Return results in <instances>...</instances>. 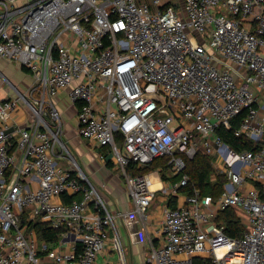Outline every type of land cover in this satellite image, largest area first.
<instances>
[{"label":"built area","instance_id":"1","mask_svg":"<svg viewBox=\"0 0 264 264\" xmlns=\"http://www.w3.org/2000/svg\"><path fill=\"white\" fill-rule=\"evenodd\" d=\"M178 3L0 0V58L33 81L29 99L17 90L0 98V264H96L110 231L123 248L125 214L110 210L60 141L55 101L65 92L79 137L122 170L129 215L144 222L157 192L177 197L189 185L188 161L201 152L220 162V198L195 190L185 206L164 208L146 264H264V0ZM242 113L235 136L253 150L238 152L217 132ZM160 159L181 176L168 188L158 171L129 170ZM229 209L241 237L217 221ZM36 222L60 231L55 247L38 242Z\"/></svg>","mask_w":264,"mask_h":264},{"label":"crops","instance_id":"2","mask_svg":"<svg viewBox=\"0 0 264 264\" xmlns=\"http://www.w3.org/2000/svg\"><path fill=\"white\" fill-rule=\"evenodd\" d=\"M173 1L179 4V0ZM27 73V71H24L21 67L14 65V63H9L0 58V82L1 80H4L3 86L0 87V98H15V90L18 92H20V90H24L21 85L23 82L21 78H23V80L27 78L32 79L31 76L26 75ZM5 80L10 82L8 84L10 86L9 88L5 86V83H7ZM3 87L6 89H3ZM68 100L67 93L65 92L55 101L62 114L64 128L63 135L65 134L66 139H70L72 136L75 137L76 142L74 145L77 146V155H79L82 160L81 165L84 170L83 172L93 185L100 187L104 193V198L108 203V207H110L114 213L118 212L125 214V218L118 219L116 224L117 233L122 242L123 248H121L118 244V241L115 238V233L110 231L104 250L99 254L96 264H146V257L152 248V243L155 246L160 245L157 229L163 220L164 208H177L185 206L187 203L186 195L179 192L177 197H172L162 192H157L151 207L148 210L149 218L147 222H144L136 215H129L130 212L133 211L134 206L129 198L126 183L121 190L119 183L121 184L122 181L120 178L119 180L115 178L116 176H114L112 180H109V182H103L104 179L101 175H99L100 172L104 171L105 174L113 172L109 168L105 167V164L102 163L105 161L100 160L99 156L94 151L87 150L83 147L81 140L79 143L80 137L77 132V114L75 109L70 106ZM16 121L22 127L30 123L28 112L26 108H23V106L18 108ZM219 163L220 162L215 163V172L216 174L224 176V174L219 170L220 167L217 166ZM213 179L215 178L213 177ZM158 181L159 180L156 179V187H158V190L162 185L168 188L166 185L173 184L172 181H160L161 185Z\"/></svg>","mask_w":264,"mask_h":264},{"label":"trees","instance_id":"3","mask_svg":"<svg viewBox=\"0 0 264 264\" xmlns=\"http://www.w3.org/2000/svg\"><path fill=\"white\" fill-rule=\"evenodd\" d=\"M245 116L246 113H242V115L233 123L231 130L221 128L217 132L227 144H229L234 150L238 152H243L244 150H253V145L248 142L246 138H239L235 136V130L238 127L239 122L244 119ZM106 161L108 166H110L111 159L107 158ZM147 168L140 170L130 168L129 170L132 171L133 174L138 175L142 174V171L146 170ZM166 168L169 167L165 166V163L164 165L162 164L160 169L161 172L163 173ZM186 173L190 178V183L188 186H183L179 189L181 194L191 196L194 194L195 190H199L203 196H212L215 201L220 198L226 176L216 174L212 157L200 152L193 160L187 162ZM213 177L215 179H213ZM180 178V175H176L171 181L173 184H176L180 181ZM64 198H67L64 199V202L69 203L72 198L79 197L65 196ZM217 221L225 226L228 236L232 238H238L244 235L245 226L234 210L229 209L224 211L218 216ZM29 229L34 230L40 244L47 243L53 248L59 242L60 231H56L46 224L40 222L32 223Z\"/></svg>","mask_w":264,"mask_h":264},{"label":"rangeland","instance_id":"4","mask_svg":"<svg viewBox=\"0 0 264 264\" xmlns=\"http://www.w3.org/2000/svg\"><path fill=\"white\" fill-rule=\"evenodd\" d=\"M15 65V64H14ZM24 70V69H23ZM24 71H26V70H24ZM27 76H30V74H26ZM22 76V75H21ZM22 79V87H23V89L24 90H20V94H22V95H24V96H26V99H29L28 98V96H29V91H30V88L32 87V85H33V81H32V79H29V78H27V79H24L23 80V78H21ZM3 84H4V80H1V82H0V87L1 86H3ZM5 86L6 87H10L7 83H5ZM3 89H6L5 87H3ZM30 101V100H29ZM69 101V100H68ZM69 103H70V106H71V102L69 101ZM64 129V128H63ZM66 136H65V134L64 135H62V136H60V141L63 143V144H65L67 147H68V151H69V157H70V159H75V161L78 163V165H79V167L81 168V170L82 171H84L83 170V168H82V160L80 159V157H79V155H77V146L76 145H74V143L76 142L75 141V137H73L72 136V138H70V139H66L65 138ZM78 138V137H77ZM80 140H81V144L83 145V147H85L87 150H92V151H94L98 156H99V158H100V156L101 155H105V154H107L108 152L107 151H105V152H103L101 149H99V148H95V147H93V146H91V143L90 142H88L87 140H85V139H79V143H80ZM87 142H88V144H87ZM80 145V144H79ZM73 158H72V157ZM101 160V159H100ZM103 164H105V167L106 168H109L113 173H107V174H105L104 173V171H102V172H100V174L99 175H101L102 176V178L104 179L103 180V182H109V180H112L113 178H114V176H116L115 178H117L118 180H119V178L121 179V181H119V182H121V184L119 183V185H120V189L122 190L123 189V187H124V184H125V181L123 180V178H122V170L117 166V164L114 162V161H112L111 160V162H110V166H108V164H107V161H105V162H102ZM164 163H165V166H168L169 168H166L165 170H164V172L162 173L161 172V165L163 164L164 165ZM215 163H216V160L213 158V166L215 167ZM60 165L61 166H63V167H70V165L65 161V160H61L60 161ZM154 171H158V173H159V175H160V178H161V181L162 182H168V181H171L172 180V178L174 177V176H176V172L174 171V170H172L171 169V167L168 165V159H160V161H155L153 164H151L146 170H144V171H142V174H149V173H152V172H154ZM110 185H112L111 183H109ZM166 186H168V187H170V185H166ZM97 187V186H96ZM99 189H100V187H98ZM156 188H158V187H156ZM100 191L102 192V190L100 189ZM101 194V193H100ZM102 194L104 195V193L102 192ZM110 208V207H109ZM111 211H112V209H110ZM113 212V211H112ZM149 214V213H148Z\"/></svg>","mask_w":264,"mask_h":264},{"label":"bare ground","instance_id":"5","mask_svg":"<svg viewBox=\"0 0 264 264\" xmlns=\"http://www.w3.org/2000/svg\"><path fill=\"white\" fill-rule=\"evenodd\" d=\"M156 184H157V182H156ZM155 187H156V185H155Z\"/></svg>","mask_w":264,"mask_h":264}]
</instances>
